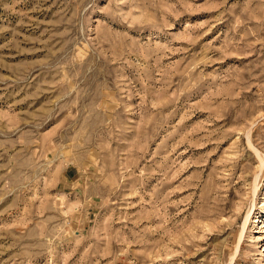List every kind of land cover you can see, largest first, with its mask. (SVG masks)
I'll return each instance as SVG.
<instances>
[{"label":"rangeland","instance_id":"374dc122","mask_svg":"<svg viewBox=\"0 0 264 264\" xmlns=\"http://www.w3.org/2000/svg\"><path fill=\"white\" fill-rule=\"evenodd\" d=\"M0 264H264V0H0Z\"/></svg>","mask_w":264,"mask_h":264}]
</instances>
